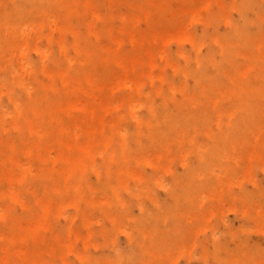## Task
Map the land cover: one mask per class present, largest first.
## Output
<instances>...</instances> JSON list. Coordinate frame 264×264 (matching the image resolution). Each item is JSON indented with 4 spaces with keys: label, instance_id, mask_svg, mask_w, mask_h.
Listing matches in <instances>:
<instances>
[{
    "label": "rangeland",
    "instance_id": "374dc122",
    "mask_svg": "<svg viewBox=\"0 0 264 264\" xmlns=\"http://www.w3.org/2000/svg\"><path fill=\"white\" fill-rule=\"evenodd\" d=\"M248 1L250 4L240 9L243 0H201L205 7L193 21L178 17L179 22L185 23L184 36H174L165 47L156 49L151 58L155 67L136 69L127 84L113 83L115 95L109 102L110 113L105 116L112 132L87 137L79 122L75 127V137L91 152L89 159L82 162L83 173L64 171L54 149L50 150L52 157L43 162L45 167L38 161L31 163L23 151L17 155V163L27 166V173L24 176L13 168L8 170L9 177L0 180V209L20 221L25 229L34 228L36 237L31 239L20 230L11 231L0 219V233L15 239L16 250L24 247L29 251L26 257L45 246L56 248L61 241L68 244L72 242L71 235L77 233L74 247L52 257L39 255L36 264H216L214 257L240 260L238 264H264V125L255 118L249 120L252 126L247 138L244 132L241 136L240 129L233 131L224 123L226 140L217 145L218 156H200L198 152L211 149L222 133L216 126H205L208 132L215 133L214 138L209 133L197 135L192 131H185V137L170 135L169 126L153 119L149 110L151 104L165 105L184 119L207 110L204 100L196 96L179 106L183 84L188 92H195L194 79L185 77L181 69H198L197 51L203 55L215 53L224 69L230 67L219 53L218 44L211 40L213 34L238 40L240 49L225 54L240 67L246 63L245 53L259 59V50L264 53V0ZM75 2L71 4L73 12L55 16L58 31L53 33V40L43 39L36 45L49 48L53 58L70 56L73 65L81 70L87 71L91 64L85 63L84 53L74 48L76 40L80 46L88 41L105 48L109 43L106 33H110L122 52L133 53L136 33L148 28V20L133 8L137 0ZM181 2L162 0L160 9L149 10L150 19L167 28ZM22 8L23 0H0V14L7 15L4 22L0 19V25L17 21L20 16L16 11ZM13 11L15 14L10 15ZM233 24L243 26L248 39L256 40H239ZM100 51L97 48L92 59L99 72L103 70L96 58ZM42 58L39 50L27 47L13 58L12 66H21L24 76L22 65L29 69L28 62L52 67ZM262 62L257 65V72L264 73ZM106 65L118 73L115 63ZM206 66L215 75V68ZM1 70L0 106L9 111L13 100L22 105L24 95L19 87L10 85L8 74ZM141 72L147 78L137 82L135 77L143 76ZM159 76L165 80L162 82ZM258 77L253 83L264 88V78ZM136 86L139 96L134 91ZM170 86H175L172 94L168 92ZM155 87H162L164 92L155 91ZM245 99L264 108V99L257 94L241 97ZM242 106L243 102L236 98L220 102L225 118L235 125L247 119L239 110ZM9 123L8 119L7 130L0 133L4 140L17 135ZM162 134L167 140L160 143ZM11 188L13 196L6 191ZM37 198L46 207L47 217L38 218L33 204ZM6 245L0 239V247ZM251 250L261 252L251 255Z\"/></svg>",
    "mask_w": 264,
    "mask_h": 264
},
{
    "label": "bare ground",
    "instance_id": "6f19581e",
    "mask_svg": "<svg viewBox=\"0 0 264 264\" xmlns=\"http://www.w3.org/2000/svg\"><path fill=\"white\" fill-rule=\"evenodd\" d=\"M76 0H23L22 9H17V21H10L7 25H0V68L9 76L10 85L17 86L23 91V100L21 103L13 100L12 109L7 111L0 106V133L7 130L6 121L9 119V128L15 129L17 135L15 138L2 139L0 138V180L9 177L8 170L18 168L22 175H26L27 166L21 165L18 162L17 155L23 151L29 157L31 163L36 161L43 162L51 158L50 150L56 151L55 157L63 163V170L71 169L72 172L77 170L80 174L83 173L82 162H86L90 155L89 148L81 144L78 138L75 137V127L78 122L84 128V132L89 137L94 133L103 135L105 131L112 132L111 125L106 124L105 116L110 113L111 106L109 102L115 95L113 83L127 84L130 75L136 72V69L149 66L155 67L151 58L156 52V49L165 47L170 38L183 37L185 33V23L179 22L178 17L181 16L185 21H193L202 8L201 0H181V7L173 15V20L167 28H161L160 25L150 19L149 10L160 9L162 0H137L133 8L139 12V15L148 20V28L143 32H137V38L132 40L134 52H122L120 44L110 33H106L109 43L104 48L99 46L98 42H86L84 46H80L79 41L73 44L77 52L84 53L85 63L91 64L87 71L73 65L70 56L53 58L49 48L40 49L36 43L45 39L48 42L53 40V33L58 31L56 25L57 18L62 12H73L71 4ZM76 3V2H75ZM250 2L243 0L240 9L248 6ZM29 8V9H28ZM25 9L29 11L26 12ZM15 14L11 12L10 15ZM2 22L7 20V15L0 14ZM4 20V21H3ZM48 33H47V32ZM234 35L245 43H252L256 39H248L243 26L233 24ZM264 39V35L261 36ZM260 38V39H261ZM211 40L218 44V51L223 59L229 62L230 67L224 69L215 53L209 52L203 55L196 52V60L198 69L195 71L189 70L187 67L181 69L184 76H191L195 81V92H188L183 84L181 87L183 99L179 102V106L185 105L183 102H190L196 96L204 100L207 110L198 112L196 116L190 118H179L174 111H171L168 106L154 105L149 106L151 117L155 120L165 122L169 126L170 135L185 137V131H192L195 134L209 133L210 138H214L213 132H208L205 126H216L218 135L216 141L213 142L211 149L199 151V155L208 154L217 157L219 151L217 145L226 140V133L222 131L224 123L233 131L240 129V134L243 137L244 133L249 138V128L252 123L249 120L253 118L260 120V125H264V108L259 105L252 104L251 100H241L242 96L249 97L251 95H259V98L264 99V94L261 95V90L264 88L258 87L253 83L257 78H264L263 72H257V65L263 63L264 53L259 59L245 55L246 63L243 67L237 65L233 59H229L225 54L228 51H237L240 49L238 40L232 37H225L219 34H213ZM252 40V41H251ZM205 42V39H204ZM27 47H32L40 51L41 60H48L52 67L40 66V63L28 62L30 68L27 69L24 65L26 76L21 72V66L14 68L12 60L15 57L23 54ZM97 48H100V53L97 55V61L102 64V71L99 72L97 65H92V59ZM197 50V48L195 47ZM151 61V62H150ZM107 62L115 63L118 66V73L107 69ZM206 64L215 68V75L208 72ZM143 76L135 77L137 82L147 78L144 72ZM44 78L42 80L41 78ZM163 82L164 76H159ZM165 82V81H164ZM175 90V86L168 87V92ZM135 94L140 95V90L135 87ZM155 91L163 93L162 87H155ZM236 98L243 102V106L239 110L243 111L247 117L242 124L235 125L231 123L220 107V102L224 99ZM203 103V104H204ZM201 105V104H200ZM199 106V105H197ZM201 110V109H199ZM77 112V115L75 114ZM228 121V123L225 122ZM244 132V133H243ZM212 133V134H211ZM224 133V134H223ZM213 136V137H212ZM124 138V136H123ZM160 143L167 140L164 134L160 135ZM186 142L190 139L185 138ZM89 147H92V142L88 141ZM121 146H123L121 144ZM261 147H264L261 145ZM69 151V152H68ZM72 152V153H71ZM68 153V155H66ZM40 169V168H39ZM48 172V171H45ZM3 176L1 177V175ZM13 196V189H6ZM243 199L248 197L243 196ZM264 198V194H263ZM34 206L37 208L38 218L47 217V209L37 198L34 201ZM9 215L0 209V219L11 231H18L28 238L36 237L34 228L25 229L26 227L20 221L9 218ZM40 226V225H37ZM71 235V241L68 244L59 242L56 248L45 246V249L29 253L24 247L16 250L13 246L14 240L12 237L2 235L0 239L6 242L5 247H0V264H36L35 259L39 255L54 256L63 249H69L76 245L75 236ZM20 238V237H18ZM80 235L77 236V239ZM216 247L220 248L217 243ZM248 248V246L246 247ZM246 250V249H245ZM65 251V250H64ZM251 255L260 253L255 250L248 251ZM216 264H238L240 260H225L219 257H214Z\"/></svg>",
    "mask_w": 264,
    "mask_h": 264
}]
</instances>
